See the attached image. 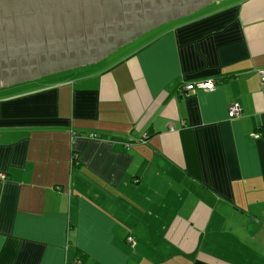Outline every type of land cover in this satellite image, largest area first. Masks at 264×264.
<instances>
[{
	"label": "crops",
	"instance_id": "crops-1",
	"mask_svg": "<svg viewBox=\"0 0 264 264\" xmlns=\"http://www.w3.org/2000/svg\"><path fill=\"white\" fill-rule=\"evenodd\" d=\"M176 20L0 96V264H264V0Z\"/></svg>",
	"mask_w": 264,
	"mask_h": 264
},
{
	"label": "water",
	"instance_id": "water-1",
	"mask_svg": "<svg viewBox=\"0 0 264 264\" xmlns=\"http://www.w3.org/2000/svg\"><path fill=\"white\" fill-rule=\"evenodd\" d=\"M185 1L0 0V84L7 78L33 75L11 82L15 84L71 69L73 62H95L105 57L98 58V48L103 51L100 46L114 35H140L211 0L181 11ZM171 10L177 14H169Z\"/></svg>",
	"mask_w": 264,
	"mask_h": 264
},
{
	"label": "flooded vegetation",
	"instance_id": "flooded-vegetation-1",
	"mask_svg": "<svg viewBox=\"0 0 264 264\" xmlns=\"http://www.w3.org/2000/svg\"><path fill=\"white\" fill-rule=\"evenodd\" d=\"M188 5H186L185 6V8L183 9V7L180 9L181 11H187V10H189V9H192V8H198L199 6H200V2H205V0H197V1H195V0H186L185 1ZM199 5V6H198ZM171 11H174V13H170L169 12V14H177V12L175 11V10H171ZM181 11H180V13H181ZM169 14L167 15V16H169ZM150 30V29H149ZM139 32H136L135 34H132V32H129V35L127 36V38H123V37H121V36H117V35H114L112 38H109V39H107V40H105L104 42L105 43H103V46H100L101 48H103L104 50L102 51L100 48H98V55H99V57L98 58H101V57H103V56H107L108 54H110V53H113V52H115V51H118L119 49H121L125 44H127V43H129L130 41H132L133 40V37L135 36V35H137ZM137 36H139V35H137ZM65 40H62V42H64ZM107 41V42H106ZM97 45H99V43H97ZM110 50H112V52H108V51H110ZM105 54H107V55H105ZM89 61H83V63L81 62V61H79V62H73V66L75 67V66H79V65H83V64H87V63H90L91 62V60L90 59H88ZM93 61V60H92ZM64 64V63H63ZM72 66V67H73ZM38 69V67H36V70ZM60 69H62V68H57V69H54L55 71L57 70H60ZM33 71H35V68H33L32 69ZM18 76H20V73L18 74ZM33 75L31 74V75H28V76H26V77H12V78H7V79H5L3 82H5V84H3V86H7V82H9L8 84H11V82H19V81H17V79L18 80H20V78L21 79H24V78H30V77H32ZM44 77V76H43ZM39 78H42V77H35V79H39ZM33 79V78H32ZM32 79H30V80H32ZM17 84H19V83H17Z\"/></svg>",
	"mask_w": 264,
	"mask_h": 264
},
{
	"label": "rangeland",
	"instance_id": "rangeland-1",
	"mask_svg": "<svg viewBox=\"0 0 264 264\" xmlns=\"http://www.w3.org/2000/svg\"><path fill=\"white\" fill-rule=\"evenodd\" d=\"M211 8H212V7H211ZM195 11H196V10L191 11V12H188V13H186V14H183V15H180V16H177V17H174V18H171V19H169V20H166V21L161 22V23L159 24V26H157V27H155V28H152V29L148 30V31L145 32L143 35H141V36H139L138 38H136L134 41H132V42L130 41L129 44L125 46V49H124L123 51L127 52V51H130V50H132V49H135L136 46L138 47L140 44H142L143 42H145V39H149L150 37L154 36L155 33L162 31V29H163L164 27L168 26L169 24H171V23H176V22L178 21V20H176V19L181 18L182 16L187 15V14H189V13H193V12H195ZM122 53H123V52L119 53L117 56H121ZM105 57L108 58V55L105 56ZM105 57H103V58H101V59H99V60H97V61H95V62H92V63H95V64H96V63H100V62H102V60L106 59ZM89 64H91V63H89ZM104 65H105V62H102V63H101V66H104ZM46 76H47V75H46ZM43 80H46V79H42V80H40V78H39V80L37 79L36 81H40V82H42ZM30 81H31V80H30ZM25 82H27V81H25ZM20 83H21V82H20ZM15 84H17V83H15ZM2 85H3V84H2ZM8 85H13V84H7V86H8ZM22 87H24L23 84H18V85H15V86L7 87L6 89H1V88H0V92H2V93H10V92H14V91H16V90H18V89H20V88H22Z\"/></svg>",
	"mask_w": 264,
	"mask_h": 264
},
{
	"label": "built area",
	"instance_id": "built-area-1",
	"mask_svg": "<svg viewBox=\"0 0 264 264\" xmlns=\"http://www.w3.org/2000/svg\"><path fill=\"white\" fill-rule=\"evenodd\" d=\"M259 74L263 80L264 83V70H260ZM197 89H203L205 91H213L215 89V83L212 80H207V81H202V82H195V83H190L188 85L185 86V90L187 92H195ZM241 114V109L239 107V105L234 104L230 106V110H229V117L230 118H235L237 116H239ZM259 135H256L255 138H258ZM129 243L134 246L135 242L133 240V238H129L128 239Z\"/></svg>",
	"mask_w": 264,
	"mask_h": 264
},
{
	"label": "trees",
	"instance_id": "trees-1",
	"mask_svg": "<svg viewBox=\"0 0 264 264\" xmlns=\"http://www.w3.org/2000/svg\"><path fill=\"white\" fill-rule=\"evenodd\" d=\"M113 61H115V60H113ZM25 89H29V88H25ZM18 91V90H17ZM15 92V91H14ZM10 93H13V92H10ZM10 93H3V94H1L0 96L1 97H4V96H7V95H11Z\"/></svg>",
	"mask_w": 264,
	"mask_h": 264
}]
</instances>
